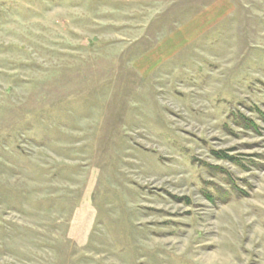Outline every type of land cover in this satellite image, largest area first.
Listing matches in <instances>:
<instances>
[{"label": "rangeland", "instance_id": "obj_1", "mask_svg": "<svg viewBox=\"0 0 264 264\" xmlns=\"http://www.w3.org/2000/svg\"><path fill=\"white\" fill-rule=\"evenodd\" d=\"M0 264H264V0H0Z\"/></svg>", "mask_w": 264, "mask_h": 264}]
</instances>
